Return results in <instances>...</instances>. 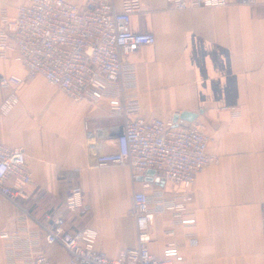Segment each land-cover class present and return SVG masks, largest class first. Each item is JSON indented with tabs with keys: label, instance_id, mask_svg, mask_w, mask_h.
Segmentation results:
<instances>
[{
	"label": "crops",
	"instance_id": "obj_1",
	"mask_svg": "<svg viewBox=\"0 0 264 264\" xmlns=\"http://www.w3.org/2000/svg\"><path fill=\"white\" fill-rule=\"evenodd\" d=\"M17 3L0 0V8L14 14ZM131 27L156 35L154 44L129 55L136 65L141 114L168 120L185 110L198 112L210 136L208 152L219 156L189 190L188 211L195 223L157 212L151 251L164 257L174 242L182 259L173 258V264H264V0L182 10L170 8L166 0H142ZM11 73L25 76L26 68L0 57V78ZM7 91L0 86V104ZM18 93L16 106L0 112V139L25 148L33 183L23 202L36 219L47 222L63 215L72 230L94 227L97 248L115 258L137 245L130 214L135 191L163 190L175 200L187 192L165 179L147 187L148 180L140 178L145 175L133 179L127 166L95 165L88 131L122 122L110 115L106 97L98 103L75 101L43 75L26 79ZM95 148L103 152L115 146L102 140ZM74 185L82 187L88 213L66 209ZM24 215L0 194V264L10 262L3 232L24 224L38 229L36 220ZM170 229L173 234L167 233ZM43 246L53 260L68 261L62 246Z\"/></svg>",
	"mask_w": 264,
	"mask_h": 264
},
{
	"label": "built area",
	"instance_id": "obj_2",
	"mask_svg": "<svg viewBox=\"0 0 264 264\" xmlns=\"http://www.w3.org/2000/svg\"><path fill=\"white\" fill-rule=\"evenodd\" d=\"M172 9L221 7L228 0H166ZM142 8V0H87L79 5L71 0H18L14 14L0 8V57L14 59L26 68V75H3L0 86L7 89L0 112L11 111L19 102L18 87L26 80L43 75L75 101L98 103L108 99L110 115L122 119L120 124L88 131V146L96 166L120 165L131 169L133 179L154 169L153 181L178 185L187 192L168 199L163 190L133 194L131 216L137 227V245L110 257L97 248L98 231L91 226L72 230L63 215L50 221L36 219L23 206L33 173L25 148L8 145L0 139V194L33 217L38 229L27 224L1 236L8 240L9 264H60L45 251L43 244L60 245L69 254L65 264H173L182 259L178 246L170 242L164 257L155 255L149 246L151 227L157 212L169 211L183 224L195 223L187 202L189 190L199 172L219 156L208 152L210 136L203 123L195 118L189 125L173 119L146 118L141 114L136 65L129 55L143 45L154 44L152 32H137L131 27L133 14ZM106 140L115 148L99 152L96 144ZM66 209L72 214L88 213L80 185H74L66 197ZM42 231V232H41ZM173 234L174 230L167 231ZM43 234V239L41 235Z\"/></svg>",
	"mask_w": 264,
	"mask_h": 264
},
{
	"label": "water",
	"instance_id": "obj_3",
	"mask_svg": "<svg viewBox=\"0 0 264 264\" xmlns=\"http://www.w3.org/2000/svg\"><path fill=\"white\" fill-rule=\"evenodd\" d=\"M198 115H199L198 112L185 110V111L176 113L173 117V120L176 124L187 126L192 120L197 118ZM155 174L162 175V173L156 172L154 169H149L147 171V174L144 177H140V178L141 179L145 178L146 180H153ZM160 179H161V184H163L164 177Z\"/></svg>",
	"mask_w": 264,
	"mask_h": 264
},
{
	"label": "rangeland",
	"instance_id": "obj_4",
	"mask_svg": "<svg viewBox=\"0 0 264 264\" xmlns=\"http://www.w3.org/2000/svg\"><path fill=\"white\" fill-rule=\"evenodd\" d=\"M26 199V198H25ZM25 199H23V200H25ZM23 200H22V204H23V206H24V202H23ZM10 202V201H9ZM11 203V202H10ZM12 204V206H13V209L15 208V209H17L18 211H21V212H23L21 209H19L16 205H14L13 203H11Z\"/></svg>",
	"mask_w": 264,
	"mask_h": 264
}]
</instances>
